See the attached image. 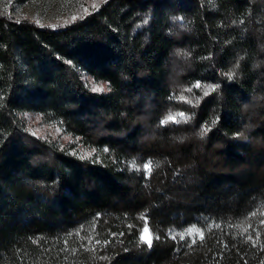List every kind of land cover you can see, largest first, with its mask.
Returning <instances> with one entry per match:
<instances>
[{
  "label": "trees",
  "instance_id": "trees-1",
  "mask_svg": "<svg viewBox=\"0 0 264 264\" xmlns=\"http://www.w3.org/2000/svg\"><path fill=\"white\" fill-rule=\"evenodd\" d=\"M0 264H264V0L0 15Z\"/></svg>",
  "mask_w": 264,
  "mask_h": 264
},
{
  "label": "rangeland",
  "instance_id": "rangeland-1",
  "mask_svg": "<svg viewBox=\"0 0 264 264\" xmlns=\"http://www.w3.org/2000/svg\"><path fill=\"white\" fill-rule=\"evenodd\" d=\"M103 1L105 0H0V15L28 18L38 25H61L86 15ZM85 80L93 90L102 87L92 85L89 79ZM23 119L31 135L58 147H71V153L83 158L92 157L91 150L82 148L79 144L73 145V141L57 123L48 122L40 114L33 112L24 113ZM188 229H193L191 234ZM184 235L190 239H198L201 230L197 226H189L184 230Z\"/></svg>",
  "mask_w": 264,
  "mask_h": 264
},
{
  "label": "snow or ice",
  "instance_id": "snow-or-ice-1",
  "mask_svg": "<svg viewBox=\"0 0 264 264\" xmlns=\"http://www.w3.org/2000/svg\"><path fill=\"white\" fill-rule=\"evenodd\" d=\"M196 87H200V85L197 84ZM95 90L99 91L100 89H95ZM213 90H215V89H213ZM205 95H207V92H205ZM179 115H180L181 117H183V113H180ZM169 120H171L172 122H176V117H175V116H169V117H167L165 120H163L161 123H167ZM133 164H134V162H133ZM134 166H135V165H134ZM155 166L158 167L159 165L157 164V165H155ZM152 167H153V162H151V161L146 162V163L143 165V168H144L149 174L151 173ZM187 231H188L189 234H191V232L193 231V229H188ZM148 233H149V230H148L147 228H145V229L143 230V233L141 234V237H140V238H141V240H142L144 243L148 244L149 247H151V237H150V235H149ZM158 238H159V237H157V239H158ZM173 238H175V237H173ZM180 238L183 239V238H184L183 235H181ZM194 242H195V241H193V243H194Z\"/></svg>",
  "mask_w": 264,
  "mask_h": 264
}]
</instances>
